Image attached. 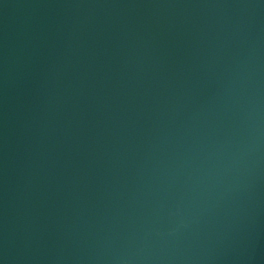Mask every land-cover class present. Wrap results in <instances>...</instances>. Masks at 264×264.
<instances>
[{
	"label": "water",
	"instance_id": "1",
	"mask_svg": "<svg viewBox=\"0 0 264 264\" xmlns=\"http://www.w3.org/2000/svg\"><path fill=\"white\" fill-rule=\"evenodd\" d=\"M0 264H264V0H0Z\"/></svg>",
	"mask_w": 264,
	"mask_h": 264
}]
</instances>
